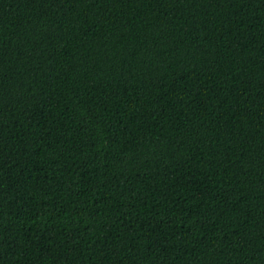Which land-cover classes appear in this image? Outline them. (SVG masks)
Instances as JSON below:
<instances>
[{
    "label": "trees",
    "instance_id": "1",
    "mask_svg": "<svg viewBox=\"0 0 264 264\" xmlns=\"http://www.w3.org/2000/svg\"><path fill=\"white\" fill-rule=\"evenodd\" d=\"M0 264H264V0H0Z\"/></svg>",
    "mask_w": 264,
    "mask_h": 264
}]
</instances>
